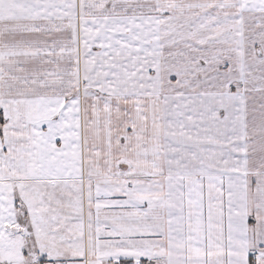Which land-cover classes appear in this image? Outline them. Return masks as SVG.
I'll return each mask as SVG.
<instances>
[{"label":"crops","instance_id":"crops-1","mask_svg":"<svg viewBox=\"0 0 264 264\" xmlns=\"http://www.w3.org/2000/svg\"><path fill=\"white\" fill-rule=\"evenodd\" d=\"M0 115V264L261 259L264 0H0Z\"/></svg>","mask_w":264,"mask_h":264},{"label":"rangeland","instance_id":"rangeland-1","mask_svg":"<svg viewBox=\"0 0 264 264\" xmlns=\"http://www.w3.org/2000/svg\"><path fill=\"white\" fill-rule=\"evenodd\" d=\"M2 198L6 199V202L9 201L11 199V195L8 194V190L7 188L6 189H3L1 190V194H0V200L2 201ZM5 202V204L7 205V203ZM2 214V212L0 211V215ZM4 223H8V225H10V222L7 220L5 221ZM7 231L9 230L8 228L6 229ZM259 256L261 257V259L264 258V251H262V253H258ZM261 259L258 257L257 260L255 261L256 264H260L259 261H261ZM252 263V262H251ZM31 264V263H30ZM261 264H264V259L262 261Z\"/></svg>","mask_w":264,"mask_h":264},{"label":"trees","instance_id":"trees-1","mask_svg":"<svg viewBox=\"0 0 264 264\" xmlns=\"http://www.w3.org/2000/svg\"><path fill=\"white\" fill-rule=\"evenodd\" d=\"M4 124V120L3 117L0 115V125ZM251 264H256L255 262H252Z\"/></svg>","mask_w":264,"mask_h":264}]
</instances>
